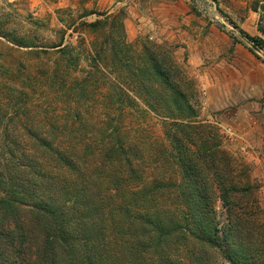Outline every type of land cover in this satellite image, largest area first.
Here are the masks:
<instances>
[{"label":"trees","instance_id":"trees-1","mask_svg":"<svg viewBox=\"0 0 264 264\" xmlns=\"http://www.w3.org/2000/svg\"><path fill=\"white\" fill-rule=\"evenodd\" d=\"M254 11H261V36L239 31L264 52V7ZM105 26L89 25L95 31ZM131 49L129 43L101 44L94 70L116 69L109 100L120 114L141 102L165 118L166 160L179 178L151 176L143 149L113 116L99 128L78 112L71 122L53 119L44 132L29 118L21 93L11 120L29 141L5 131L0 143V264H264V223L254 211L253 186L234 175L232 158L219 145H210L209 126L174 118L169 104L181 107L183 98L171 57L155 48L134 58ZM55 64L53 79L60 84ZM93 74L77 81L81 93L88 92ZM184 109L193 111L188 103ZM0 113L3 120L4 108ZM218 201L226 211L222 221Z\"/></svg>","mask_w":264,"mask_h":264},{"label":"rangeland","instance_id":"rangeland-1","mask_svg":"<svg viewBox=\"0 0 264 264\" xmlns=\"http://www.w3.org/2000/svg\"><path fill=\"white\" fill-rule=\"evenodd\" d=\"M255 7L261 10L264 0H0V107L6 111L0 143L5 131L29 141L21 127L14 131L11 120L22 93L29 118L34 116L44 132L53 119L71 122L78 112L99 128L113 116L124 136L143 149L153 166L151 176L177 181L176 168L166 160L165 118L141 102L120 114L109 100L116 69L93 67L101 44H132L128 55L134 58L157 48L178 67L175 88L183 101L181 107L169 104L174 118L209 126L210 145H219L232 158L234 175L253 186L254 211L264 223V52L239 31L261 36V11ZM95 22L106 26L95 31L89 27ZM55 63L60 84L53 79ZM91 71L92 85L81 93L75 85ZM20 119L25 123L26 115ZM40 158L52 167V161ZM167 203L172 204L162 201ZM216 209L224 220L220 201Z\"/></svg>","mask_w":264,"mask_h":264}]
</instances>
